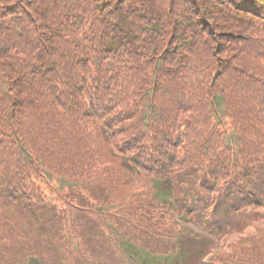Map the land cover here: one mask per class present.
Wrapping results in <instances>:
<instances>
[{
  "label": "trees",
  "instance_id": "16d2710c",
  "mask_svg": "<svg viewBox=\"0 0 264 264\" xmlns=\"http://www.w3.org/2000/svg\"><path fill=\"white\" fill-rule=\"evenodd\" d=\"M214 237L264 264V0H0V264H202Z\"/></svg>",
  "mask_w": 264,
  "mask_h": 264
},
{
  "label": "rangeland",
  "instance_id": "374dc122",
  "mask_svg": "<svg viewBox=\"0 0 264 264\" xmlns=\"http://www.w3.org/2000/svg\"><path fill=\"white\" fill-rule=\"evenodd\" d=\"M180 230L181 231H187L188 233H190V235H192V234H197V233H201V231H200V229L199 228H197L196 226H194L193 224H191V223H180ZM193 243L195 244V245H191L192 246V250H194L195 249V246L196 245H199V243H197L196 241H193ZM195 253H196V251H195ZM197 258H196V256H193V255H191V259L190 260H188L187 261V264H196L195 262V260H196Z\"/></svg>",
  "mask_w": 264,
  "mask_h": 264
}]
</instances>
